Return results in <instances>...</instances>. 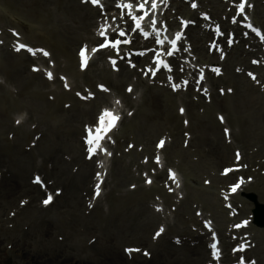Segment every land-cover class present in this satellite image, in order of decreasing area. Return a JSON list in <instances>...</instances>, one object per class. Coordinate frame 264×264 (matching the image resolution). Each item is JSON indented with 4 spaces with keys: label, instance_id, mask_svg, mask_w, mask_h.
<instances>
[{
    "label": "rangeland",
    "instance_id": "374dc122",
    "mask_svg": "<svg viewBox=\"0 0 264 264\" xmlns=\"http://www.w3.org/2000/svg\"><path fill=\"white\" fill-rule=\"evenodd\" d=\"M4 1L0 0V18L2 19H0V28H2V32H4L1 38L2 41L0 40V54H2V56H7L8 58H10V60H13L11 61L13 70L16 67L17 60H20L22 62V67H18L16 70H19V73L22 75L25 83L30 84L29 86L32 98L29 99V92L27 93L25 90L22 91V88L16 84H13V86L9 87L12 96L15 99L18 98L19 101H26L29 99L32 101L38 100V102L44 103L43 112H45L49 108L54 107V110L58 108L60 109V111H66V113L59 114L56 118V121H51L52 123H56V125L62 126V128L53 129L50 128L48 124H43L41 125V128H39L38 123L34 122V119L30 118L29 110L27 108L20 109V111L16 113L12 109H10L9 112H11V114L4 116V118H1L0 111V122L5 123V127L0 129V147H8L12 149L18 147V151H10L7 149L0 150V174L2 175V179L4 178V181L13 179L20 182V185L27 186L25 188V193L18 195L13 203L11 201L10 203H8L9 205L4 210H2L0 224H4V230L0 229V264H64V260L66 257L72 258L74 259V261L80 260L85 257H90L93 261H95V263L105 264L106 259L103 256H100V254H102L103 251L107 252L108 248L101 246L98 243L100 242L99 238L102 240L103 237L101 238V236L103 234H108L109 232L114 231V228H110L111 225L116 222L115 217L112 213L113 205H117L119 209L120 205L123 207H126L128 205L127 202H121L120 205L118 204V202L114 203L110 195L118 199L122 197L124 193H128L132 196H137L142 193L143 199L136 201V204L132 206L133 210H135L136 212L135 214H137V218L130 221L129 225L127 222L126 228H123V230L121 229L122 231L119 235L117 233L118 242L115 245L114 250L116 252H118L119 250V252L124 255V258L129 264H140L141 259L144 260L147 264H161L166 259L163 260V258L159 257L158 253H171L168 255V257H172L174 254L173 261H175L176 264H186V259H184V255H181V253L193 249L197 243H199L201 240H204V236L202 234V230H204V228L202 227L200 217H198L197 215L198 208L203 209L204 207H206L205 202H203L202 200L209 201L210 198L212 203H214L216 206V208L214 207L213 209H208L206 207V214L209 216L214 217L213 214H215L217 218V215L221 214L223 210L228 212L225 208L222 209L223 204L221 201L226 194V190L221 192V187L216 188L212 179V177L216 176V174L219 173V168L221 166L217 167L216 170L207 171V169H205L207 167H202V165L200 164V155L191 154L190 161L196 164L195 168H199L200 166L201 169L195 171L185 170L183 173L182 170L179 169V167L182 163V155L186 156V154H170V156L167 157L166 154L162 153L166 166L176 168L181 176V191L184 199L181 202H178V200L174 198L173 195L168 194L164 189L167 177L165 170L160 181L156 183V185H154L149 192L146 191V188H144L143 186L144 178L140 174L141 170H139V172L137 170L135 171L133 166L137 164L136 162H142L143 156H153L154 152L146 154V149L150 148V146L154 149L158 139H160L159 137H166V134H162V131L164 129L157 130L153 133L152 136L148 138L144 131L138 132L140 131L138 129L141 126H144V124L136 125L137 122L135 121V119H132V121L135 122H133V124L130 123V127L122 124L121 129L117 134L114 158L112 159L110 164V171L106 182V192L104 196L101 199H96L95 202H92L93 206L91 208H87V203L89 202V199H91L90 184H85L83 186L79 185L77 191L76 189H74L79 199L82 198L83 200L82 209L79 211L82 218L86 222L91 220L89 222L91 223L90 235L88 234L87 237L84 238L83 234L85 233V231L84 228L79 229L81 227L80 225H78L80 222L75 225V230L71 232V229L73 228V226L71 225V211L67 212L65 210L66 213L63 215V219L65 220V222L58 225V230L55 232L54 237H49L48 242H43V240L39 238H33L32 235L37 231H40L44 226L43 224L46 223L48 219H51L53 217V213L51 214L50 212L57 208L56 204L49 212L50 214L48 212L40 211V209H38L39 212H37V210L35 209L33 217L28 218L29 220L27 219L26 222H21L18 231H14L16 222H18V220L22 218V215L18 214L20 209H23L25 215L28 216L26 212H30L28 210H31L33 206H39L43 198L41 194H38L37 200L33 202L32 198L29 196L32 195L34 197H37V195L32 194L31 190V187H36L32 184V178L36 173L42 175L46 183L52 186V189H58L62 192L60 198L57 197L55 199L56 201L58 200V203H60V201L64 199L63 196L66 195V191L68 190V188L65 189L61 186L62 184L57 183V180L55 178L56 171H58L60 167L64 171V173H61L59 171V174H57L61 175V178L58 180V182H72L76 179L77 173L79 172L82 165L74 161V145H76V147L83 152V147H81L83 127L86 124L93 122L100 107L96 103L93 105H88L87 102L82 100V108H94L91 109L93 112L92 117L87 121H74L71 113H67L71 108V106L68 107L69 103L73 104V101L71 99L63 101L62 105H56V102L60 97V94H58V89L61 88V82L58 80L59 82L56 81L51 83L49 81V83H47L48 80L44 78V75L40 76V78L30 80V74H33L31 71V58L26 53H24L21 58L19 57L17 59V57H15L17 53L14 52V48L12 47L14 39L12 34L16 35L18 33V35H21L24 40H27L31 37H34V34L32 32L35 31L36 33H38V35H40L39 39H37L39 43H37L36 40H33L32 42L34 43V45L45 46L44 42L42 41V39L44 40L42 36H45L46 31L51 29V26L44 25L46 22L43 23L42 18H47V20H52L54 18L55 15L52 14V12L49 10L50 8L56 9L54 0H49L48 10L46 12L43 10L41 14H39L40 20L35 25L34 30L29 27L23 28L24 25H20L24 23H26V25H31L32 23L30 21L33 18L28 16L27 11L22 14L20 11L13 9V4H21L18 0H6L9 3ZM113 1L114 0H112L111 2L109 1V3L112 4ZM239 2L240 0H160L157 3L158 18L162 22L166 23L167 30L172 31L177 30L178 27L182 26V20H186L188 22L187 26L189 27L186 28L187 26H185L184 29H186H183V31L181 32L185 34V37H183L182 39L183 46L181 47V51H184L187 56H184L180 52L181 56L179 57V59L183 60L189 56L188 60H192L193 65L196 66V68H201L203 66L207 68V70H209V68H211L214 64H217L218 62L221 63L220 60H222V63L220 65H222L223 73L221 76H212V74L204 75L205 83L209 88H211L212 92L214 91V93L218 96L219 90H223L224 92L220 95V97L224 98V96L228 94L232 96L233 99L235 98L236 93H233V89L231 88L228 89V92L226 91L227 86H225V81L229 82L234 77H239L240 79L243 78L244 80L242 79V81L244 82L246 88L253 85L251 87L255 86L257 90H260V93L257 94L259 100L255 106V111H258L260 115H264V110H262L264 109V43L261 44V42L256 40L253 36L243 34V29L237 23V16L234 13L235 7L237 8ZM191 3L195 5L196 9H190ZM245 14L252 19L253 23L259 25L264 33V0H251L250 9ZM204 16L207 17L206 20L203 19ZM69 19L70 17L66 18L63 15L62 22H64V29L62 27L57 29V37L58 41L60 42L62 40L64 42H68L69 50L71 51V53H76L77 48L79 47V41L74 40L76 39V33H74V30L71 32H67V27H75L78 25L72 24L71 20ZM55 20L58 19L55 18ZM214 25H217L220 28L222 27L220 29V32L222 36H224L225 40L224 43L218 44V48L221 52H223L222 54L219 53L218 57L212 54V50L208 52L207 47V43L209 44V41H211L209 34L207 33L210 32V26L213 27ZM95 26L93 29H95ZM229 36L232 37V39H230L229 41L235 42V45L227 48L225 44L227 43L226 39ZM198 37H202V39H204L203 43H196L195 38ZM9 43L11 46L9 45ZM248 53H252V55L246 57ZM8 54L12 55L8 56ZM20 54L21 53H18V55ZM123 55H125V51ZM258 58L261 59L260 61H262V63L259 65H253L252 63L256 62V60L254 59ZM123 59L125 58L121 57V59H119L121 61L116 64V68L114 71H112L110 68L111 64H107V60H94L95 64L91 66V74L93 76L94 82L97 83V85L101 83L108 84L107 80L113 79L122 84L123 87L126 85L133 87L136 93H141L140 98L142 97V100L143 95L148 94L150 90L158 92L161 88L167 89V84H163V82L161 81L162 77L158 76L152 81H149L146 75L143 73L144 68H146V66L148 65L147 60L149 61V57H147V59L143 57L144 61L141 65H137V63L132 60H127V63L125 64L123 62ZM1 63L0 66L2 65ZM186 73L187 71H185L184 69H180L179 73L177 72L176 77L173 74L171 75V77L174 81L181 82V78H183ZM69 77L72 83L75 85L76 92H78L79 94H81V92L84 93V81H81V78L74 79L71 76ZM193 77L195 78V75H193ZM253 77H255V79H253ZM5 80L6 78H4L3 75L0 74V100L3 98H7L6 88L4 87ZM141 80L146 81V83L141 82ZM78 86L82 87L79 88ZM108 87L111 89L110 91L112 93L119 96L123 100V98L118 95L113 87ZM168 91L170 90L168 89ZM42 92L45 93L44 98L42 96ZM224 93L225 95L223 96ZM160 94L164 99H166L167 103L171 104L169 101L172 99L170 98L171 96L168 92H160ZM171 94L173 95L175 104H172L174 106L173 115L179 117L178 125L182 127L180 131V140L175 141V138H171V142H178L177 145L180 147H178V150L186 151L188 154H190L191 152V150H188L189 148L187 146L189 140L188 138L192 137V135L189 134L188 136V134L185 132L187 126L191 122V119L185 116V110H188V107L187 109L185 107V101L195 104V114L198 115L201 119L205 120H209V117H211L212 120L213 118L215 119L214 115L217 112L214 111L222 110V112L218 113L225 118V121L227 123V114L223 112L224 109L219 107L214 108L215 110H212L213 114L211 113V115L204 116L206 108L203 106V104L212 105L211 102L213 101V96L211 97L210 104H208L197 91L195 92L191 88V86L188 85L184 88V90H177L176 92H171ZM131 95L132 94H130V96ZM130 99L136 101L137 96L133 95L132 98L130 97ZM4 106L5 105L0 101V110ZM77 108H79V105L75 106V109ZM182 108L184 109L183 114H181ZM22 114L24 115L25 122L27 123L26 128L28 130L26 131L24 129L19 130L22 128L21 126H18L15 121V119ZM183 116L185 117V119L182 122L181 118ZM244 117L245 119H252L248 123L247 127H241V131L247 132L248 137L249 139H251V141L246 150H241L244 154L245 159L244 170H242L241 176H244L245 178L248 177V179L252 181L250 191H252L253 193H248L247 195H239L237 197L239 201L237 200V202L241 206V211L239 212V214L241 213L242 217L246 218L253 213V210L255 208L254 203L248 197L250 195H255V197L257 198L256 195H259L260 193V183L262 181L264 183V179L260 178L263 174L261 173L260 175V172L257 171V168H259L260 170H264V165H262L264 163V144H257L255 139L256 137H258L259 133L260 136L264 138V128L260 129V131L256 130V128H258V126L254 124V119H256V117H250V115L246 114L244 115ZM131 118H133V116L130 117V119ZM184 122L186 123V125L184 124ZM46 123H49V121H47ZM182 125H184V129ZM227 126L229 125L227 124ZM18 127L20 128L17 129ZM229 129H231L230 126ZM27 131H29V134ZM183 132L185 134V137L187 138L186 140L183 139ZM17 134L18 136H24V140L20 141V139L17 138ZM217 135L223 140L220 127L217 128ZM48 137L59 140L58 146L60 147V151L57 152V150L52 149L49 156L53 158L55 162L56 159L61 161L60 167L57 165V163L55 164L54 162H52L53 160L46 159V157L45 160L44 157L41 156V153L43 151V149L41 148L44 146ZM34 139H37L36 145L32 147L31 144ZM5 141L12 145H3L5 144L3 143ZM76 141H78L79 143ZM127 142H132L133 144H135L136 147H139L138 150L136 151L134 149L128 152ZM19 143L21 145H19ZM68 145L70 146L68 147ZM8 153H11L12 155L10 157H7ZM43 153L45 154L47 152L43 151ZM133 157L137 158L136 162L132 161ZM30 158H35V161L30 160ZM18 159H24L23 161L26 162V164H18L19 162H17L16 165H20L17 166L18 170H16L14 167H9V163H12ZM125 159H131L133 164L127 163ZM117 167L123 169L122 172H124V174L126 173V175L132 177L134 180L128 181L126 182V184H122L121 179L118 178L116 179L115 183L120 185L117 187L113 186L111 184V181L112 178H114V172L116 171L115 169ZM129 169H131L132 171ZM12 171H15V173H13ZM237 174L239 175V173ZM92 176L93 170L90 175L91 180ZM234 178H236V176H234ZM2 179H0V182H2ZM137 179L138 181H135ZM163 182H165L164 185ZM228 182H231L230 184H232L235 182V180H229L227 181V183ZM131 186L136 187V189H131ZM161 190L163 192H161ZM192 190L197 192L202 200L191 198L190 193H193ZM205 193L206 196H201ZM156 200L160 201L163 209L160 213L157 214L154 213L155 210L153 208L154 204L157 203ZM184 211L187 212L184 213ZM99 213H102L100 214L101 216L104 215L108 217V219H106V224L110 226L105 231L100 230L99 232H95L92 227L97 224L100 225V222L102 220V217H98ZM14 214L16 215V217L14 216ZM239 219L240 217H238L237 215L229 216L227 214V220L226 216L224 221L219 220L220 224H218L217 228L219 229L221 236L226 233V228L229 225L231 226ZM117 224L119 225V223ZM103 227L104 226H101V228ZM138 228L143 229V231L147 233L146 241H138V238L136 236ZM159 233H162V235L158 237L157 235ZM241 236L250 237V240L252 242L251 245H253V250L247 254L248 256L246 258L242 256L244 264H264V228H260L258 226H255L254 223H250L249 227L245 229L244 233ZM45 244H47L48 246H44ZM162 245L163 247H161ZM74 246L76 248H74ZM131 247L136 250H145L146 252H149V256L151 255V257L145 258L142 253H129L130 256L125 255L124 251H128ZM166 247H168V249H166ZM232 247L233 246H231V243L227 240L225 242V245L223 246V249H229L227 254L233 255V251L231 249ZM94 249H100L102 251H99L98 253V251H94ZM175 251L177 253H175ZM109 252L112 253L110 247ZM232 257H229V259ZM251 257L254 259L251 260ZM248 260L252 261V263H247L246 261ZM227 262L228 258H226V260L222 264H227ZM77 263L78 262H76V264ZM202 263L203 261L200 264ZM73 264H75V262Z\"/></svg>",
    "mask_w": 264,
    "mask_h": 264
},
{
    "label": "bare ground",
    "instance_id": "6f19581e",
    "mask_svg": "<svg viewBox=\"0 0 264 264\" xmlns=\"http://www.w3.org/2000/svg\"><path fill=\"white\" fill-rule=\"evenodd\" d=\"M4 1V0H3ZM21 4H18L20 6H18L17 4H13L14 7L13 9H16L18 11H20L22 14L27 11L28 12V16L33 18L30 22L32 23L31 25H26V23L24 24H20L21 26L24 27H29L32 30L35 29V25L39 22V14H41V12L44 10L45 12L48 10L49 7V0H18ZM4 2H7L6 0ZM9 3V2H7ZM54 3L56 4L55 8L56 9H49L52 14H54V18L52 20H47V18H42V22L45 23L44 25L51 26V29H49L48 31H46L45 36H42V38H44V40L42 39V41L44 42V45L47 47H49L51 51H53L54 54V59H58V61L56 62V72L57 73H62V74H68L69 76L73 77L74 79L76 78H82L81 81H84L86 87H88L89 89H92L96 92V83L93 80V76L91 74V66L89 65V67L87 68L86 72H80L78 70V59L76 55V53H71V51L69 50V43L68 42H64L63 40L60 42L58 41V34H57V29L58 28H63L64 29V22H62L63 20V15L67 18L70 17L69 20H71L72 24H76L78 26H71V27H67V32H71L74 30V33H76V39L79 41V45L82 44H86L88 45V48H90V45H94L97 40L98 37L96 35V32L100 31L97 30L95 31V29L97 28V19L98 17H100V13L98 12L97 9L90 7L89 5H82L80 3V0H54ZM110 8H112V6H110ZM53 16V15H52ZM51 16V17H52ZM58 19V20H55ZM1 19V18H0ZM96 19V20H95ZM2 20V19H1ZM126 23H130V21L126 20ZM71 24V25H72ZM96 24V26H95ZM127 24V25H128ZM57 25V26H56ZM60 27H59V26ZM95 26V29H93ZM63 31V30H62ZM121 31V30H120ZM124 32V31H123ZM34 34V37H31L29 39H27L26 41L30 44H34L32 41L36 40L37 43H39V41L37 39H39V35L38 33H36L35 31L32 32ZM208 34V33H207ZM207 37V36H206ZM209 37H212V33L209 34ZM196 43L200 44L201 42L203 43L204 39H202V37H198L195 38ZM206 42V41H205ZM219 43H222L223 40H218ZM120 46V45H119ZM118 46V49H120V47ZM123 46V45H121ZM36 47H41V46H36ZM140 51H142L143 48H139ZM203 50V48H202ZM217 51H214V54H216ZM9 53V51H8ZM112 53V51H99L97 54L99 55V59L104 60L106 58V56L110 55ZM12 54H8V56H11ZM24 55V53H21L20 55H15V57H17V59L20 57H22ZM252 55V53H248L246 55V57ZM215 56V55H214ZM14 57V54H13ZM256 58V57H254ZM12 59V58H11ZM22 60V59H21ZM11 61L10 58H8L7 56H2V54L0 55V63L2 64L0 66V74L3 75L4 78H6L5 82L6 85H4V87L6 88V95L7 98H3L0 101L5 105L4 107L1 108V118L4 116H7L9 114H11V112H9L10 109H12L15 113L19 112L20 109L23 108H27L29 110V115L31 119H34V122L38 123L39 128H41V125L43 124H48L50 128L53 129H59L62 128L61 125H56V123H52L51 121H56V118L58 117L59 114H63L66 113V111L62 110L60 111V109L56 108V110H54L53 108H49L47 109L45 112H43V107H44V103L38 102V100H29L30 98H32L31 92H30V84L29 83H25V81L23 80L22 75L19 73V70H16L18 67L21 68L22 67V62L20 60H17L16 62V67L13 70L12 69V65H11ZM63 64L60 63V62ZM133 61H135L137 64H141V62H143L144 60L140 57H134L133 56ZM245 61V60H244ZM163 71V70H161ZM162 74V72H161ZM40 74H30L29 79H36V78H40ZM236 76V75H234ZM58 79V77H57ZM243 79V78H242ZM242 79H240L239 77H234L232 80L225 81V86H227V89L231 88L233 89V93H236L235 98L232 99V96L230 95H225L224 98L220 97V95H216L214 92H212V96H213V101L211 102L212 105H205L203 104V106L206 108V112L204 113L205 115H211V113L213 114L212 110L214 108H222L224 109L223 112H225L227 114L228 120H227V124L230 126L231 130H230V142L227 143L226 138L223 135V130L220 124H218L217 120L213 118V120L211 119V117H209V120H205V119H201L198 115L195 114L194 112V108H196L195 104L192 103H188V101H185L186 105V109L188 107V110H185V116L189 117L191 119V122L189 123V125L187 126V129L185 130V132L190 135H192V137H189L188 139V150H191L190 154H188L186 151H181L178 150V142L175 143V141H179L180 140V131L182 129L181 126H179V120H178V116H174L173 115V105L174 104V99H173V95L171 94L170 91H168V89H164L161 88L158 92L154 91V90H150L148 92V94L143 95V100L140 98L139 101L134 102L132 99H130V95H127L126 93V89L127 86H124L122 84H120L119 82L115 81V80H110L108 79L107 83L109 86L113 87V89L116 90V92L121 95L123 97L124 103L125 105L128 107L129 110L134 109L135 113L133 115V118L129 119L127 117L124 118L123 124H125L126 126H129L131 124H133V122H137L136 125H142L144 124V126H141L138 130V132L144 131L145 134L147 135V137L149 138L150 136L153 135V133L157 130H162L164 129L162 132V134H166V145L163 149L158 147H154V149L150 146V148L146 149L147 153H151V152H158V153H164L167 155V157L170 156V154H186V156L182 155V163L179 167V169L182 170V172L184 173L185 170H198L201 169L200 166L199 168H195L196 164L192 163L190 160L191 154H196V155H200V164L202 165V167H207L205 169H207V171H213L216 170L217 167L221 166L219 169L223 168L224 166H231L230 170L233 171V168H235V166L240 165V163H242V161L240 162H234L235 156H234V152L235 150H246L248 148V146L250 145V141L251 139H249L248 137V133L247 132H243L241 131V127H247L248 123L252 120L251 118H247L245 119L244 115H250V117L254 116L256 117L255 120V125L258 126V128H256V130L260 131V129L264 128V115H260V113L258 111H255V106L258 103V93H260V90H257L254 87L248 86V88L245 87L244 82L242 81ZM244 80V79H243ZM161 81H164V79L161 78ZM46 82V81H45ZM141 82L146 83V81L141 80ZM48 83V82H47ZM233 85H232V84ZM13 84H16L18 86H20L22 88V91L25 90L27 93L29 92V99L26 101H19L18 98L15 99L10 91V86H13ZM106 84V83H105ZM25 87V89H24ZM81 86H79L80 88ZM251 87V88H250ZM58 94H60V97L58 98L56 105H62L63 101H66L68 99H71L73 101V105L70 108V111H68L67 113H71V115L73 116V120L74 121H87L90 120L92 117V110L94 109L93 107L91 108H87L84 109L81 107L82 103L81 101H79L76 96H74L71 92H64L61 88L58 89ZM57 92V91H56ZM161 93H166L168 92L170 94V98L172 100H170L169 103H167L166 99H164L162 97ZM44 92H42V96L44 98ZM50 94V93H49ZM263 95V94H262ZM142 100V101H141ZM110 100L107 97V95L104 94H98V97L94 100L91 101L89 103H87L88 105H93V104H97V105H103L108 103ZM173 104V105H172ZM79 105V108L75 109V106ZM172 105V106H171ZM184 106V105H183ZM257 108V107H256ZM258 109V108H257ZM215 110V109H214ZM261 110V109H260ZM259 110V111H260ZM264 110V109H262ZM74 111V112H73ZM43 112V113H42ZM214 112H222V110L219 111H214ZM257 112V113H256ZM255 114V115H254ZM263 114V113H261ZM136 116V118H135ZM18 118V117H17ZM132 119H135V121H132ZM185 119V117L183 116L181 118V121L183 122V120ZM47 121H49V123H46ZM215 124H214V123ZM243 122H247V123H243ZM131 123V124H130ZM7 124V123H6ZM218 124V125H217ZM85 125V124H84ZM83 125V126H84ZM183 129H184V125ZM3 127H5V123L0 122V129H2ZM220 127L221 128V134L223 136V140L217 135V128ZM22 129L19 130H28L26 128V123L24 122L22 127ZM73 130V129H72ZM219 130V129H218ZM29 134V131H27ZM152 133V134H151ZM183 139L186 140L187 138L185 137V134L183 132ZM16 136V135H15ZM17 138L20 139V141L24 140V136H18L17 134ZM161 138V137H159ZM162 138H164L162 136ZM171 138H175V141L171 142ZM256 139V143L261 145L264 144V138L260 136V133L258 134V137L255 138ZM77 140V139H76ZM58 141L59 140H55L52 137H48L46 139V142L44 144V146L41 148L43 149V151L47 152V153H41V156L46 157V159L49 160H53V158H51L49 156L50 151L53 150H57V152L60 151V147L58 146ZM78 142V141H76ZM170 142V143H169ZM5 144L3 145H12L8 142H3ZM79 143V142H78ZM19 145H21L19 143ZM70 145H68L69 147ZM127 146H131V142H127ZM81 147H83L82 143H81ZM176 150H175V149ZM180 148V147H179ZM234 148V149H233ZM13 150V151H18V147L16 148H8V147H0V150ZM194 149V150H193ZM74 151H75V158L74 161L79 163L80 165H82V167L80 168L79 172L77 173L76 179L73 180L72 182L70 181H65L64 183L62 182H58V180L61 178V175H57L59 174V171L61 173H64V171L62 170V168L60 167L61 165V161H59L58 159H56V162L53 160L52 162H54L55 164L57 163V165L60 167V169L58 171H56V180L58 184H62L61 186L63 188H68V190L66 191V195H64V199H62L60 201V203H58V200L56 201V209L53 210L52 212L51 209L53 208V206H55V204H52L49 208H45L41 205L39 206H33L31 210H28L30 212H26V214L28 216L25 215L24 210L20 209V211L18 212L19 215H22V218L20 220H18V222H16V226H15V230L14 231H18L21 222L23 221H27L28 218H32L35 209L37 210V212H39L38 209H40V211H44V212H50L53 217L51 219H48L46 221V223H44L43 228L40 231H37L35 234L32 235L33 238H39L41 240H43V242H48V238L49 237H54L55 232L58 230V225L62 224L63 222H65V220L63 219V215L66 213L65 210L67 212L71 211V216H72V220H71V225L73 226V228L71 229V232L73 230H75V225L79 224L80 225L78 228H84L85 233L83 234L84 238L87 237V235H90V221H84V219L81 216V213L79 212L82 209V198L79 199V197L76 195L77 193L75 192L74 189H76L79 185H87L90 184L92 181L90 179V175L92 172V169L94 168V164L95 162L91 161V162H86V160L82 159V151L79 150V148L76 147V145H74ZM179 152V153H178ZM84 154V153H83ZM12 154L8 153L7 157H10ZM45 159V160H46ZM137 158H132L133 162H136ZM24 159H18L12 163H9V167H14L16 170L17 166L20 165H16L17 162H19L18 164H23L25 165L26 162L23 161ZM30 160H34L35 158H30ZM137 164H139L138 162H136ZM1 164V163H0ZM229 164V165H228ZM87 166V167H85ZM155 169L158 168V165H154ZM57 167V168H59ZM140 168H143V166H140ZM153 165L149 167V169H152ZM203 169V168H202ZM116 171L114 172V178H112L111 184L115 187L119 186L120 184L115 183L116 179L120 178L121 179V183L122 184H126V182L128 181H133L134 179L128 175H126V173L124 174L123 169L117 167L115 169ZM147 170V169H146ZM13 173H15V171H12ZM164 172H160L158 173L155 177L151 176L152 180H155L156 183H158L161 179V177L163 176ZM259 177V176H258ZM262 179H264V176L260 177ZM2 179V177H1ZM213 182L215 184V187L218 188L221 185L227 184L228 178H223L221 176H219L218 174H216V176L212 177ZM135 181H138L135 180ZM145 181V180H144ZM27 186H23L20 185V182H18L17 180H7L4 181V178L2 179V182H0V221H1V213L2 210H4L12 201V203L16 200V197L22 193H25V188ZM144 188H146V191H150L151 188H147L144 186ZM37 187H31L32 190V194L37 195V197H34L32 195H29L32 198V201H36L38 198V194L41 193L40 189ZM260 193L259 195H256L258 198V201L260 203L264 204V183L263 181L260 183ZM190 190V189H189ZM241 190H243L241 195H247L248 193H253L251 190V185H249L248 187L245 188V186H241L237 192L241 193ZM161 192H163L161 190ZM193 193H190V197L191 198H195V199H201L200 195L195 192L194 190H192ZM112 197V200L114 203L118 202V204L120 205L121 202H127V206L123 207L120 205V209L117 205H113V215L115 217L116 222L113 223V225H111V229L114 228V231L109 232L108 234H103L101 236L102 240L99 238L98 242L101 246L107 247L108 251H103L102 254H100V256H103L106 259V263L105 264H129L126 259L124 258V255L122 253L116 252L114 250L115 245L118 242V235L121 233V231L123 230V228H126V223L128 222V225L130 223V221H132L133 219L137 218V214H135V210H133V205L136 204V201L138 200H142L143 199V194L140 193L137 196H132L128 193H124L122 195V197L116 199L115 197H113L112 195H110ZM200 198H198V197ZM201 196H206L205 194H202ZM62 197V198H63ZM60 198V197H59ZM203 202H205V205L208 209H213L214 207L216 208L215 204L212 203V201L209 198L208 200H202ZM135 202V203H134ZM58 203V204H57ZM219 204V203H218ZM204 207V210H207V208ZM187 211H184V213ZM49 213V214H50ZM223 213V214H222ZM221 214L217 215V225L220 224L219 220L224 221L225 216H226V220H227V214L228 212H226L225 210L222 211ZM99 213L98 217H102V220L100 222V225H94V227H92V229L95 232H99L101 231H105L110 225L106 224V219H108V217L106 216H101ZM18 215V216H19ZM225 215V216H224ZM156 217V216H154ZM62 218V220H61ZM97 218V217H96ZM29 220V219H28ZM1 223V222H0ZM3 223V221H2ZM119 223V225L117 224ZM101 226H104L103 228H101ZM0 229L4 230V224H0ZM122 229V230H121ZM111 231V230H110ZM105 233V232H103ZM136 236L138 238V241H146V237H147V233L143 231V229L138 228L137 232H136ZM226 239V238H224ZM32 240V239H31ZM103 242V243H102ZM226 242V241H225ZM43 245V244H42ZM107 245V246H105ZM44 246H48L47 244H45ZM109 247L112 250V253L109 252ZM163 247V245L161 246ZM74 248H76L74 246ZM166 249H168V247H166ZM160 250V249H159ZM94 251H102L100 249H94ZM175 253H177L175 251ZM171 253H158V256L163 258V260H165L163 263L161 264H176L174 260V254L172 257H168V255ZM180 254V253H179ZM181 255H184V259H186V264H200L203 260L207 259L208 256V251L206 249V247L203 244H200L197 247H194L191 250H187L181 253ZM177 256V255H175ZM125 259V260H124ZM75 262H78L77 264H99V263H95V261H93L90 257H85L82 258L80 260L74 261V259L66 257L64 260V264H73ZM185 263V262H184ZM206 263V262H205ZM140 264H147L144 260H140ZM149 264V263H148ZM178 264V263H177ZM204 264V262L202 263Z\"/></svg>",
    "mask_w": 264,
    "mask_h": 264
},
{
    "label": "snow or ice",
    "instance_id": "6c2138e0",
    "mask_svg": "<svg viewBox=\"0 0 264 264\" xmlns=\"http://www.w3.org/2000/svg\"><path fill=\"white\" fill-rule=\"evenodd\" d=\"M94 3H98V0H93ZM148 0H144V3H147ZM123 7H126V8H129L131 9L132 8V5L131 4H128V5H123ZM140 10L141 11H145V8H144V4H141L140 6ZM153 7H155V5H153ZM193 7H195V5H193ZM244 7H245V4L242 2L239 4V9L241 11V13H243L244 11ZM129 15H130V18L135 22V26L137 29L141 30L142 31V23H141V19L139 17H136L134 15H131V12H129ZM106 31L107 29L106 28H103L101 30V35L104 36L106 34ZM145 37L148 36V33L147 32H144L143 33ZM119 35L120 36H124L126 35L123 31L119 32ZM176 39H180V36L179 34H177V37ZM262 39H264V37H262ZM128 41H124V43H127ZM121 43V41L117 40L115 41L114 43H111L110 45H104V46H113V47H118L119 44ZM160 43H163L162 41H160ZM173 43V47H175V41L172 42ZM26 47L25 45H20L19 48L17 50H19L20 48H24ZM29 51H32L31 49H29ZM169 55H171V53H168ZM45 56L48 55V53H44ZM80 56H81V59H82V64L86 66L87 64V59H88V56H87V49H83L80 53ZM158 63H161L163 64L162 61H157ZM113 64H115V61H113ZM151 71V70H150ZM218 71V70H217ZM49 75V78H51V73H48ZM203 77L201 76V79ZM253 79H255V77H253ZM173 87H176L175 85ZM101 88H103V86H101ZM105 91H107V89H103ZM129 91H131V89H129ZM183 111V110H181ZM107 118V119H106ZM119 119V117L115 116L113 113L109 112V111H104V113L99 117V123L100 125H102V127L98 128L97 129V134L95 135V140L98 142L102 139V134L106 133L108 130H110L111 127H113L115 125V122ZM110 121V122H109ZM89 134L92 135V130L90 129L89 130ZM88 143L91 145L93 143V140H89ZM163 142H161L162 144ZM98 146V144H97ZM90 151H94V149H90ZM239 155V154H238ZM157 162H159L158 158H157ZM226 171H231L230 169L229 170H226ZM173 179L175 178L174 176L172 177ZM37 182H39V178H37ZM150 182V181H149ZM235 187L233 188V191H235ZM97 194L98 191H97ZM51 200V197H49L48 200L45 201V203H49ZM236 227H240V225H237ZM213 248H215V245H213ZM242 250V249H241ZM218 255V253H217ZM241 264H243V261H241Z\"/></svg>",
    "mask_w": 264,
    "mask_h": 264
},
{
    "label": "water",
    "instance_id": "95a60500",
    "mask_svg": "<svg viewBox=\"0 0 264 264\" xmlns=\"http://www.w3.org/2000/svg\"><path fill=\"white\" fill-rule=\"evenodd\" d=\"M255 200V198H254ZM256 216H257V223L260 226H264V206L258 205V209L256 211Z\"/></svg>",
    "mask_w": 264,
    "mask_h": 264
}]
</instances>
